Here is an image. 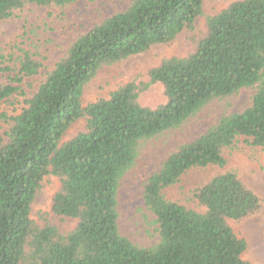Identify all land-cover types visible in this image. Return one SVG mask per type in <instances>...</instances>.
I'll use <instances>...</instances> for the list:
<instances>
[{
	"label": "trees",
	"instance_id": "trees-1",
	"mask_svg": "<svg viewBox=\"0 0 264 264\" xmlns=\"http://www.w3.org/2000/svg\"><path fill=\"white\" fill-rule=\"evenodd\" d=\"M79 0H0V21L27 5L65 9ZM205 0H132L71 42L18 115L0 111V264H251L233 225L258 216L261 196L227 169L225 153L241 141L264 149V0H228L190 39L185 57L164 59L147 82H129L107 99L83 105L102 70L192 31ZM45 55L24 47L0 54V110L14 106L25 80L44 69ZM160 84L165 103L148 108L139 95ZM252 90L249 107L223 113L194 140L179 144L142 185L144 210L157 242L134 244L120 232L119 192L145 146L175 132L217 102ZM22 94V93H21ZM85 120V132L62 142ZM220 173L193 186L182 201L167 197L192 170ZM59 186L51 215L76 221L61 233L31 206L43 178ZM179 190L182 188L179 187Z\"/></svg>",
	"mask_w": 264,
	"mask_h": 264
},
{
	"label": "rangeland",
	"instance_id": "rangeland-1",
	"mask_svg": "<svg viewBox=\"0 0 264 264\" xmlns=\"http://www.w3.org/2000/svg\"><path fill=\"white\" fill-rule=\"evenodd\" d=\"M132 0H79L65 9L40 8L27 5L16 13L8 22L0 21V54H9L14 47L45 55L44 69L35 79L25 80L20 86L22 94L15 96L14 106H3L0 111L9 115H18L25 108L28 100L44 80L55 62L65 53L69 44L85 34L104 18L124 10ZM228 0H205L202 16L193 24L192 31H184L167 45H154L145 53L131 57L98 73L87 85L82 96V104L93 103L98 99H107L119 86L129 82H147V72L157 67L164 59L185 57L191 49L190 39L199 35L206 26L208 17L218 14ZM6 82V76L0 73V85ZM252 90H242L230 102H217L204 108L197 116L175 132L156 139L145 146L139 159V165L130 171L122 181L119 192V227L120 232L134 244L150 247L157 242L154 233L153 217L142 205L141 193L145 180L157 172L166 157L182 143L194 140L214 124L223 113H239L249 107ZM139 103L148 108H157L165 103L160 84L151 85L139 95ZM85 120L80 119L65 132L62 142H66L85 132ZM1 132L7 127L0 123ZM227 169L238 174L240 179L264 200V149L248 146L244 142L237 144L225 153ZM214 167L204 170H192L181 179L180 184L167 190V197L182 201L189 190L218 175ZM59 182L56 177L47 175L31 206V219L38 224L40 214H48V221L61 233L71 232L76 225L72 219L58 220L51 215L52 198ZM179 187L182 190H179ZM42 224V223H41ZM233 231L245 240L247 248L242 259L251 264H264V208L256 217L233 225Z\"/></svg>",
	"mask_w": 264,
	"mask_h": 264
}]
</instances>
